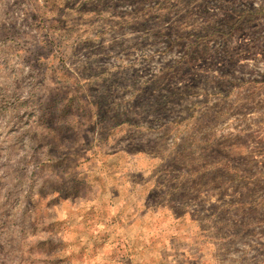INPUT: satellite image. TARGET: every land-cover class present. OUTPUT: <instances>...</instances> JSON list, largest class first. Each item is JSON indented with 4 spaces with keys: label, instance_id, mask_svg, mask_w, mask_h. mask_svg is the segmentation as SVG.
Listing matches in <instances>:
<instances>
[{
    "label": "rangeland",
    "instance_id": "1",
    "mask_svg": "<svg viewBox=\"0 0 264 264\" xmlns=\"http://www.w3.org/2000/svg\"><path fill=\"white\" fill-rule=\"evenodd\" d=\"M0 264H264V0H0Z\"/></svg>",
    "mask_w": 264,
    "mask_h": 264
}]
</instances>
